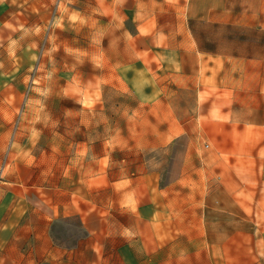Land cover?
Listing matches in <instances>:
<instances>
[{"label":"crops","instance_id":"0c3cea01","mask_svg":"<svg viewBox=\"0 0 264 264\" xmlns=\"http://www.w3.org/2000/svg\"><path fill=\"white\" fill-rule=\"evenodd\" d=\"M34 3L25 7L23 24L20 1L0 0V172L11 176L10 188L0 183V264H264V152L256 145L247 152L242 148L244 126L251 127L254 144L264 127L244 115L249 110L253 119L264 111L258 105L264 57L227 53L220 49L228 42L225 33L213 40L207 34L212 28L253 34L254 23L230 20L229 0H136L124 7L133 12L135 37L143 46L132 48L138 54L118 66L125 88L141 107L167 97L177 105L186 102L193 110L185 120L193 127L188 137L225 145L201 153L192 144L183 156L172 157L165 172L160 167L116 177L113 169L91 162L67 177L71 170L57 167L59 177H48L53 190L38 195L19 181L27 167L7 165L12 150L3 166L10 138L2 130L8 126L4 111L11 117L18 111L20 73L33 63L27 48L35 43ZM232 42L254 45L253 39ZM136 77L143 79L145 93L155 92L153 98L132 86ZM204 104H210V118L199 117ZM172 122L179 127L182 120ZM204 127L210 128L208 135ZM48 170L43 168L45 174ZM100 190L121 198L99 202L93 192ZM215 202L233 209L220 216L231 229L212 228L207 209ZM249 206L261 208L251 231L243 229ZM70 219L78 220L85 237L57 242L54 227Z\"/></svg>","mask_w":264,"mask_h":264},{"label":"rangeland","instance_id":"374dc122","mask_svg":"<svg viewBox=\"0 0 264 264\" xmlns=\"http://www.w3.org/2000/svg\"><path fill=\"white\" fill-rule=\"evenodd\" d=\"M19 1L20 11L24 13L19 14L23 24H27L28 19L25 7L35 2V43L27 48L33 63L20 73L18 111L12 117L10 112L3 113L2 122L8 126L2 130L9 133L10 138L3 166L12 150L14 158L8 160L7 165L13 162L27 167L19 175V181L28 187L29 193L39 195L44 190H53V186L48 187V177L55 180L59 177L54 170L57 167L70 169L67 177L74 168L91 162H98L104 171L108 167L113 169L116 177L124 172L133 174L160 167L165 172L172 157L183 156L192 144H196L201 153L212 151L214 145L224 147L225 144L212 143L204 136L195 141L188 137L193 127L185 120L192 117L193 110L187 109L186 102L177 105L167 97L157 105L141 107L125 88L118 75V66L138 54L132 48L143 47L135 37L133 12L124 10V7L134 6L136 0ZM228 7L233 9L230 20L251 21L254 33L240 28L225 31L212 28L207 31L209 37L213 40L225 33L228 42L221 50L263 58L264 0H229ZM235 39H253L254 45H238L232 42ZM208 49L218 50V47ZM130 82L144 98L155 96V92L148 95L143 91L144 81L140 77ZM258 105H264V85L259 91ZM209 109L210 104H204L199 117L210 118ZM245 114L247 121L264 123V111L253 119L249 110ZM177 119L182 120L179 127L172 122ZM203 130L204 135L210 132V128ZM250 130L251 127L243 128V151H250L256 145L264 152V127L258 128L256 144L251 141ZM230 145L233 144L227 143V147ZM43 168H49L46 174ZM10 182L11 176L0 172V183L5 188H10ZM246 192L244 198L250 200ZM216 194L212 192V197ZM93 196L103 203L107 199L121 198L116 191L103 190L93 192ZM260 209L256 206L245 208L244 230L254 229V219ZM230 213H233L232 208L215 202L207 209L212 228L220 229L221 225L222 229H231L229 220L224 222L220 218ZM79 225L76 219L67 220L54 227L53 236L57 242L67 244L80 236L84 238L86 232L81 231Z\"/></svg>","mask_w":264,"mask_h":264}]
</instances>
